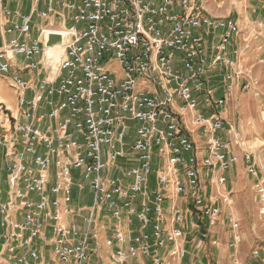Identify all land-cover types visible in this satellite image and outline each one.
Returning <instances> with one entry per match:
<instances>
[{
	"label": "built area",
	"instance_id": "2783aa9c",
	"mask_svg": "<svg viewBox=\"0 0 264 264\" xmlns=\"http://www.w3.org/2000/svg\"><path fill=\"white\" fill-rule=\"evenodd\" d=\"M27 1L30 11L23 14L0 0V75L17 96L16 110L0 101L8 187L0 188L1 261L48 264L37 244L42 239L52 246L53 264H94L99 252L91 231L94 218L86 220L84 231L65 222L71 210L62 209L78 185L82 191L90 188L95 209L116 222L105 241L114 264L140 258L180 264L187 256L188 227L207 240L223 215L218 201L234 206L227 173L238 164L232 142L239 144L241 134L224 113L237 89L261 98L259 83L242 64V51L251 43L258 51L264 48V25L242 31L234 18L212 16L203 0ZM35 18L49 22V28L31 40ZM50 34L63 37L58 60L47 52ZM240 35L243 46L236 45ZM18 58L24 68L14 71ZM113 61L121 77L111 69ZM257 64L264 65V56ZM41 71L36 85L20 75ZM218 72L219 97L218 88L210 86ZM201 107L212 113L206 116ZM128 139L139 165L114 177ZM155 158L157 187L151 190ZM243 162L264 217V179L256 158L245 151ZM74 170L80 172L78 182ZM189 201L191 213L184 206ZM135 220L137 230L131 228ZM48 221L50 238L44 235ZM227 221L236 233L239 222L233 215ZM238 240L236 235L233 247ZM235 264H264V248Z\"/></svg>",
	"mask_w": 264,
	"mask_h": 264
},
{
	"label": "crops",
	"instance_id": "0c3cea01",
	"mask_svg": "<svg viewBox=\"0 0 264 264\" xmlns=\"http://www.w3.org/2000/svg\"><path fill=\"white\" fill-rule=\"evenodd\" d=\"M203 2L206 4L209 12L212 16L218 17V18H234L237 20L240 30L244 29H251L255 24L262 23L264 25V8L263 3L264 0H203ZM8 7L12 10H20L23 14H27L30 11V3L27 0H8ZM41 7L44 8V2H41ZM49 22H47V25L41 26L42 24L40 22L34 21L33 24V34L35 35V38L38 37L40 30L42 29H48L49 28ZM56 23H58V20H56ZM60 26H58L59 28ZM240 41L237 43V46H243L242 44V38L241 35L239 36ZM264 44V43H263ZM235 45V43H234ZM258 46L257 43H252L249 45V49L242 51V64L246 70H249L251 72H255L254 76H259L261 73V65L257 64L258 59L261 56H264V48L262 50H257L255 47ZM235 47L233 46V50ZM244 58V60H243ZM19 62L14 66L13 70L18 71L24 68L25 62L18 58ZM41 72L37 73H25L26 76H29L28 79H31L36 85L40 77L39 75H42ZM220 74V76H219ZM221 77V78H218ZM255 77V78H256ZM222 73H216L212 80L210 81V86H213L215 88H218L217 96L223 95V89L222 87ZM221 84V86H220ZM28 98L32 97V92H27ZM0 101L4 102L8 107H10L12 110L17 109V101L14 103V105H10L7 103V101L0 97ZM264 116V109L261 110V112L258 111V114ZM224 118L227 120V111L224 113ZM241 119H239V116L236 114V112L231 111V122H228L232 126H237ZM22 121V120H21ZM248 131H251V129H247ZM194 140L196 143L201 144L202 139L198 133H195ZM0 157L1 161L3 163V166H5V150L0 147ZM137 155H135L132 152L131 144L130 142H127V145L125 147V157L119 158L117 161V164L119 165V169H114L111 172V175L114 177L122 178L123 172L125 170H128L132 167H136L139 165L137 162ZM159 160L155 158L154 166L158 164ZM244 164V162H243ZM156 170L157 166L154 169V173L151 176L150 181L154 182L156 180ZM5 172V171H4ZM231 172L227 173V179L231 182V188L232 190H239L244 188L245 180H242V178L239 177L237 173L235 172L233 174H230ZM237 174V175H235ZM249 178V177H248ZM251 180V178H250ZM252 181V180H251ZM6 190L7 187V181L5 184ZM216 186H214L215 190ZM51 198H55L54 195L50 194ZM95 193L90 189L86 188L83 191L79 189L78 185H75L72 190V201L69 205H62V209L69 207L71 212L70 214L65 216V222L67 223H74L77 224L82 230L86 231L88 229V224L86 220L89 218H94L93 225L91 226V231L93 234L97 235V240H95V243L98 244L99 252L98 255L93 258L94 264H114V262L111 259L110 253L111 250L107 248L105 241L107 237L111 236L113 232V227L116 224L114 220L111 219L110 216H108L104 211L95 209ZM187 208V204L185 206ZM138 208L140 209V205H138ZM225 208V206H224ZM189 209V208H188ZM226 209V208H225ZM225 213V211L223 212ZM222 220L220 223L213 229L212 235L207 240H202L201 237L198 235V233L193 232L191 230H187V239L183 243L185 249L187 250V256L186 258L180 263V264H210L207 263L208 261V254L206 251V244L211 245V256L217 257L219 262L217 264H235V260H238L241 263H244L248 260L249 256H247L246 253L240 252V250H237V245L233 247L234 237L238 234H236L233 230L227 231L226 225H225V218L224 216H221ZM193 218V217H192ZM190 218V219H192ZM198 216L195 215L193 218L194 222H197ZM223 224V225H222ZM52 221H48V226L44 232V235L50 238L52 236L51 228ZM225 225V226H224ZM139 226V223L137 220L134 221L133 226L131 227L133 230H137ZM207 228V220L203 221L202 223V229ZM193 232V233H192ZM2 230L0 228V237H1ZM239 236V235H238ZM189 238V239H188ZM213 238H218L219 244L217 246L213 245ZM227 241V244L224 242ZM221 242V243H220ZM38 247L42 248L45 260L48 264H53L52 260L55 258L53 255V249L49 242H45L42 239L37 240ZM215 247V248H214ZM231 249H234V252H231ZM236 249V250H235ZM0 263L2 264V261L0 259ZM129 264H151L150 258H140L135 261H131Z\"/></svg>",
	"mask_w": 264,
	"mask_h": 264
},
{
	"label": "rangeland",
	"instance_id": "374dc122",
	"mask_svg": "<svg viewBox=\"0 0 264 264\" xmlns=\"http://www.w3.org/2000/svg\"><path fill=\"white\" fill-rule=\"evenodd\" d=\"M34 21L40 22L42 24L41 26L47 25V21L44 20H39L35 18ZM56 26H58L57 23ZM34 38L35 35L32 34L31 40H34ZM257 48H259V46L255 47V49ZM261 66H262L261 68L262 70L259 76L257 77L254 76L255 72L254 73L249 72L251 77L259 83L261 98H256L250 93L249 94L243 93L241 91H238L237 89L234 92V94L228 98L227 106H226L228 122L231 123L233 122L231 121V111L236 112V114L239 116V119H241L237 124V126H235L237 132H240L241 134V140L238 141L239 144H236L235 140H233L232 142L233 151L238 157V164L234 166L229 172H231L230 174H233L234 171L239 172L237 173L239 177L242 178V180H245V183L248 184L247 185L245 184V189L242 188L239 190H234V189L232 190L230 186L231 182L227 179L228 192H230L234 197V206L232 209H229L228 207L225 206L226 208L225 209L224 205L222 206V204L220 203V200L218 201L219 205H221L222 212L225 211V213H223L222 216H224L225 218L226 226L225 225L224 226L226 227V230L228 232L232 231L229 222L227 221V217L229 215H233L235 220L239 222L240 227L239 230L236 232V234L239 235V240H238L239 243H237V247L235 248H237V250H240V252L246 253L247 256L250 255L253 249H258L261 247L264 248V217L259 214L258 211L259 205L257 202L256 192L254 191L253 188V182L250 180V177L248 176L247 168L243 164L244 152L248 151L253 153L260 169V174H261L260 177L264 179V116L262 117L260 113L258 114V111L261 112V110L264 109V65ZM111 69L115 71L117 76L119 77L122 76V72L116 61L112 62ZM25 73L27 72H21L20 75L25 79L29 78V76H26ZM0 97L5 99L7 103L10 105H14V103L17 101V96L15 95L13 89L10 86L9 79L1 75H0ZM201 109L202 112L206 114V116H209L212 113V110L210 109L206 110L207 108L205 109V107H201ZM127 125L134 126L139 124H137V122L127 121ZM247 129H251V131H248ZM128 142H130L131 144V140L128 139ZM79 175H80L79 171L77 170L73 171L75 182H78ZM6 181H7V172L5 166H3L0 157V188L3 191H6V187H5ZM150 182H151L150 189L155 190L157 187V181L154 180V182L152 181ZM206 182L208 187V192L206 196H210L213 193L212 191H210L211 188H210L209 178L206 180ZM216 197L218 196L216 195L215 198ZM186 203H189L187 204L186 209L188 211L190 210L191 213L193 210L191 202L189 201ZM165 206H167V204H165ZM184 206H186V204H184ZM194 216L195 214H193V217ZM197 220H199V218ZM201 229H202V223H201ZM224 243L227 244V241ZM2 244L3 242L0 237V252H1ZM206 245H207L206 251L208 254L207 263L217 264L219 262L218 258L216 256L212 257L210 253L211 245L210 244H206ZM231 252H234V249H231ZM2 263L6 264L5 262Z\"/></svg>",
	"mask_w": 264,
	"mask_h": 264
},
{
	"label": "water",
	"instance_id": "95a60500",
	"mask_svg": "<svg viewBox=\"0 0 264 264\" xmlns=\"http://www.w3.org/2000/svg\"><path fill=\"white\" fill-rule=\"evenodd\" d=\"M63 43V37L60 34H50L46 42L47 48L61 47Z\"/></svg>",
	"mask_w": 264,
	"mask_h": 264
},
{
	"label": "bare ground",
	"instance_id": "6f19581e",
	"mask_svg": "<svg viewBox=\"0 0 264 264\" xmlns=\"http://www.w3.org/2000/svg\"><path fill=\"white\" fill-rule=\"evenodd\" d=\"M48 55L54 57L56 60L59 59V55L61 54V48L55 47V48H48L47 50Z\"/></svg>",
	"mask_w": 264,
	"mask_h": 264
}]
</instances>
